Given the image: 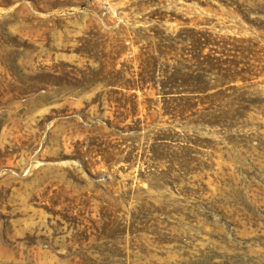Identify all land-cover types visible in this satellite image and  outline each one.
Instances as JSON below:
<instances>
[{"label": "rangeland", "instance_id": "rangeland-1", "mask_svg": "<svg viewBox=\"0 0 264 264\" xmlns=\"http://www.w3.org/2000/svg\"><path fill=\"white\" fill-rule=\"evenodd\" d=\"M0 264H264V0H0Z\"/></svg>", "mask_w": 264, "mask_h": 264}, {"label": "trees", "instance_id": "trees-1", "mask_svg": "<svg viewBox=\"0 0 264 264\" xmlns=\"http://www.w3.org/2000/svg\"><path fill=\"white\" fill-rule=\"evenodd\" d=\"M172 14V13H171ZM166 14H161L160 31L158 35L169 46L160 45L158 48L159 56L151 55L153 68L146 72L147 76L153 81L157 79V66L162 57L170 56L176 64L167 63L166 79L163 92L167 96H182V100L191 102L199 94H208L211 90L205 81L213 73L215 66L210 55H205L208 44L204 42V35L196 29L182 28L177 33H166L165 25L168 23ZM173 19L176 17L172 14ZM165 34H167L166 37ZM192 43V48L187 43ZM183 44V48L179 46ZM217 66V65H216ZM227 79V78H225ZM147 78L142 80L146 83ZM174 98V97H171Z\"/></svg>", "mask_w": 264, "mask_h": 264}]
</instances>
